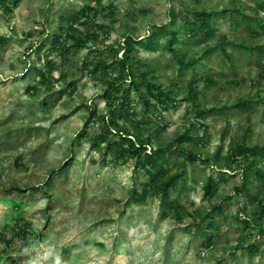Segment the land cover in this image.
Wrapping results in <instances>:
<instances>
[{"label":"rangeland","instance_id":"1","mask_svg":"<svg viewBox=\"0 0 264 264\" xmlns=\"http://www.w3.org/2000/svg\"><path fill=\"white\" fill-rule=\"evenodd\" d=\"M259 2L0 0V264H264V185L227 159L243 139L264 147ZM198 12L209 27L192 32ZM72 24L86 37L78 49ZM150 67L173 93L167 107L154 98L146 106L144 85H130ZM117 130L148 138L149 148L186 131L196 139L167 153L184 175L165 200L135 197L147 174L134 159L104 158L105 142L94 146Z\"/></svg>","mask_w":264,"mask_h":264},{"label":"trees","instance_id":"2","mask_svg":"<svg viewBox=\"0 0 264 264\" xmlns=\"http://www.w3.org/2000/svg\"><path fill=\"white\" fill-rule=\"evenodd\" d=\"M258 7L264 10V0H260V2L258 3ZM93 11V7L85 6L83 13L88 15ZM208 15L209 14L206 12H198L196 15V19L191 24V31L195 32V27L208 28L209 23L206 20ZM261 25L262 27H264L263 23H261ZM70 28L71 32H73L70 34V36L74 38V45L76 49H78L77 47H81L83 44H85L86 37L83 38L75 35L79 30L74 27L73 24ZM158 37L159 34L157 32H154L149 36L148 40L153 44ZM134 42L135 40L131 37L127 38L124 42V45L126 46L125 49L128 52L134 50ZM4 43V37L0 35V47ZM120 61L123 66L126 65L125 60L121 59ZM95 65V68L97 70L107 67L106 62L102 60L96 62ZM153 72L154 69L152 67L148 68L144 73H142V75L144 76V82L142 84L132 80L130 85L132 87H135V90L139 91L141 90V86L144 85V88L146 90V95L144 96L146 106L150 105V98H154L158 104L162 105L163 107H167L170 101H174V98L172 96L173 93L171 90L163 89L159 83L152 81L153 79H150L149 75H151ZM71 84L74 85L75 82L73 81ZM130 85H128L127 90L130 89ZM130 100L131 98L129 96L123 95L121 102V106L126 112V117L128 119L132 118L134 115V113H132L133 111L130 112ZM237 105L242 108L249 107V103L245 100L239 101ZM113 113L114 111L112 112V114ZM94 116V113L91 112L89 120L93 119ZM89 120H87V122L85 123L86 126H88ZM108 122V125L110 126L115 125V121L111 119ZM115 133L118 136L117 139L107 141L105 136L101 135V141L99 143H96L94 146L98 150H103L104 148L102 149L101 142H105V152L103 153L104 158H106L107 155H111V159L113 160V162H128V160L134 159V169L136 171L142 170L145 174H147L148 179L142 183L141 192L139 193L137 189H134V191H132V194L135 197L139 199H145L148 193L151 192L159 195L162 201L165 200L169 196L170 190L177 186V179L181 178L184 175L183 172H175L171 169V167H168L169 165L167 164V153L173 150L174 147L172 146L175 144H181L186 141L195 142L196 139L190 134V131H186L178 138L174 139L167 146L149 148L151 145L148 138H141L139 135H133L126 131L117 130L115 131ZM187 159L193 161L196 159V155L192 152H188ZM227 159L229 160V163H240V165L244 167L245 174L253 172L256 178L264 185V169L258 165V163L264 161V147H261V145L258 144L250 145L246 142L245 139H243L242 141H237L230 146ZM216 188L217 186L214 178L212 176H209L204 185V196L206 198L214 197ZM174 208L178 207L174 206ZM213 208L217 209L219 207L214 206ZM20 230L24 235L28 234L26 229H24L23 227ZM212 239V236L208 235L207 238L202 240V245L207 248H211L213 244ZM249 249H251L253 252H256L257 250L252 245L249 246Z\"/></svg>","mask_w":264,"mask_h":264}]
</instances>
